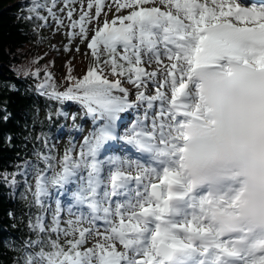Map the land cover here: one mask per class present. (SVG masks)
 <instances>
[{
	"label": "snow or ice",
	"instance_id": "6c2138e0",
	"mask_svg": "<svg viewBox=\"0 0 264 264\" xmlns=\"http://www.w3.org/2000/svg\"><path fill=\"white\" fill-rule=\"evenodd\" d=\"M58 2L50 0L49 7L47 0H33L29 11L46 24L39 10L58 19L52 11ZM79 2L80 16L73 21L76 9L69 5L77 0H64L70 27L79 29L71 37L89 41L94 63L82 78L69 67L64 91L47 71L36 87L61 105L58 119L82 129L65 107L72 102L91 118L93 130L75 156V144L65 150L59 172L49 176L34 169L33 196L43 207L51 188L75 184L77 204L90 213L61 228L57 199L50 231L78 238L67 241L68 251L58 240H41L39 233L49 230L37 216L29 228L38 238L24 243L22 264H92L94 258L97 264H264V0H245L250 6L159 0L168 10L144 7L156 0H110L108 9L115 5L116 13L102 24L105 0H89L86 9ZM128 8V15H118ZM93 21L89 40L86 25ZM153 63L158 67L149 71ZM24 74L39 79L40 70ZM121 77L136 89L134 100ZM149 84L154 95L147 94ZM0 113L9 119L6 108ZM125 113L133 114L128 123ZM12 139L6 137L8 144ZM37 139L47 144L46 137ZM37 157L53 169L54 157ZM15 176L4 180L15 186ZM114 197L125 199L113 207ZM97 221L106 225L103 231ZM92 236L100 237L94 247L79 251ZM34 247L39 250L29 251Z\"/></svg>",
	"mask_w": 264,
	"mask_h": 264
},
{
	"label": "trees",
	"instance_id": "16d2710c",
	"mask_svg": "<svg viewBox=\"0 0 264 264\" xmlns=\"http://www.w3.org/2000/svg\"><path fill=\"white\" fill-rule=\"evenodd\" d=\"M32 6L33 0H0V107L10 113L7 121L0 113V264H22L24 243L38 236L29 228V222L35 223L37 214L44 208L35 204L33 196L34 169L46 170L37 153L53 143V155L45 154L54 157L49 176L60 171L56 159L60 152L54 140L60 123L66 120L55 115L60 104L45 99L35 90L44 78L42 72L52 69L55 47L44 21L36 19V14L29 11ZM39 15L46 17L40 10ZM30 16L32 19H28ZM63 54L68 51L64 49ZM69 66L68 62L67 74ZM37 69L39 79L24 74L26 70ZM51 75L59 89L61 85L56 75L54 72ZM12 85L17 91L12 90ZM8 135L13 138L11 144L6 141ZM38 136L46 137L47 144L37 139ZM14 173L17 183L12 186L5 182L4 176L10 180ZM21 173H26V180ZM48 230L42 239L45 242L52 235L50 227ZM58 242L65 249V245ZM45 250H51L46 243Z\"/></svg>",
	"mask_w": 264,
	"mask_h": 264
},
{
	"label": "rangeland",
	"instance_id": "374dc122",
	"mask_svg": "<svg viewBox=\"0 0 264 264\" xmlns=\"http://www.w3.org/2000/svg\"><path fill=\"white\" fill-rule=\"evenodd\" d=\"M25 1V0H23ZM89 2V0H83V3H84V7L85 9L87 8V3ZM61 6V7H60ZM72 7H74L76 9V12H74L73 14V17L71 18L73 21H76L79 19V16H80V3H76L74 4ZM64 9L63 12H61L60 10L61 9ZM67 8H65V5H64V0H59V6H58V9H57V16H58V21L59 20H62L63 21V24L60 25L58 23V21L55 19L53 21V24L54 26L53 27H49V35L52 39V45H54L55 47V50L56 52L53 53V61H52V69L51 70H47V72H55V75L57 77V79L59 81H61V86L59 87V89H62V90H65L66 87L69 86V82L67 80L64 79V76H65V73H66V65L69 61L75 63L77 62V59H80V58H85L86 60L82 62V66L83 67H86L88 66L87 62L89 59V55L91 50L88 49L87 47V44L89 41H82L80 36L77 34L75 36V38H72L71 37V30L76 33H78L79 29H72L70 27V23L71 21L67 18ZM95 7L92 9V13L93 15L95 14ZM105 12V10H104ZM116 12V9L115 7L113 6L112 7V10L109 11V9H107L106 13L107 15L105 16L104 13L101 14V17H100V20H99V23L102 24L104 22V20H110V18H113V16H111V14H114ZM120 12H127V10L125 11H120ZM118 15H121V16H124L125 14L122 13V14H118ZM57 21V22H56ZM97 22L96 21H93L92 23L86 25L87 28H88V36H89V40L92 38L93 34H94V28L96 26ZM68 38H71V39H68ZM67 41H70L72 43V49L71 51H68V54H63V51L61 50H58L60 47H63V45L67 42ZM79 48V51H76V49ZM63 49V48H62ZM64 50V49H63ZM42 74H46V71H44ZM64 79V80H63ZM151 84H149L148 87H150ZM131 93H133V96L135 97L134 93L136 91V89L134 87L131 88V90H129ZM151 94H155L154 91H151L150 92ZM71 108H76L77 105L72 103L70 105ZM79 108V107H78ZM79 110V109H78ZM83 122H85L86 124V121H87V118H83L82 120ZM128 123V122H127ZM89 125L88 126H85L87 127V132H91L93 130V121L89 120ZM80 136L77 135V137ZM71 142L69 144V142H62L61 143V146H64L66 144H69V145H72V144H75V150L78 151L80 149V145L83 143V139L80 138V141L78 143H75L74 141H72L73 139L70 138ZM64 141V140H63ZM121 151H124L125 155L127 153V150L126 149H121ZM132 154V152H130V155ZM71 185V191L68 195H66V200H64V202H61L62 204V211L60 212V220H61V225L60 227L61 228H69V224L67 223V221H70V220H75L77 218V216H79L80 213H83V211H80V213H77L76 210H74L72 207L74 205H79L77 204L75 198H74V192L76 190V185L75 184H70ZM51 191V190H50ZM53 192H51L53 195L49 198H47L48 200H52V198H64V195L63 193L65 194L67 192V189H64V191L62 193H60L59 191H55V190H52ZM52 207L54 208L53 209V213H55V210H56V202L52 205ZM69 209H71V211H69ZM51 212V211H50ZM88 212L85 214V216H88ZM82 227H87V223H84L83 225H81ZM57 236H60V237H64L63 233H56ZM69 236L65 237V238H68ZM75 238H78V234L76 235ZM100 239V237H89L87 239V242L85 243L86 244V247H85V250L88 249V248H92L94 247V245L96 244L97 240ZM93 264H97V261L95 260L94 258V263Z\"/></svg>",
	"mask_w": 264,
	"mask_h": 264
},
{
	"label": "bare ground",
	"instance_id": "6f19581e",
	"mask_svg": "<svg viewBox=\"0 0 264 264\" xmlns=\"http://www.w3.org/2000/svg\"><path fill=\"white\" fill-rule=\"evenodd\" d=\"M229 2H231V0H229ZM155 3L160 4V3H159V0H156ZM160 5H161V4H160ZM162 6H165V5H162ZM132 10H133V9L128 8V9H127V13H130ZM173 13L176 14L174 9H173ZM113 15H114V14H111V16H113ZM165 63H168V61H167L166 59H165ZM157 67H158V66H157L156 64L153 65V68L156 69ZM151 70H152V68L149 69V71H151ZM148 90L154 91L153 86L151 85L150 87H148ZM122 117L125 119L126 122L128 121V119H127L128 117L126 116V114H122Z\"/></svg>",
	"mask_w": 264,
	"mask_h": 264
}]
</instances>
